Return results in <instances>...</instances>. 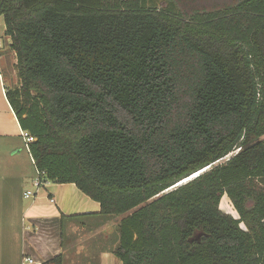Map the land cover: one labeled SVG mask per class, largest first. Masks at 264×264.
<instances>
[{"label":"trees","instance_id":"1","mask_svg":"<svg viewBox=\"0 0 264 264\" xmlns=\"http://www.w3.org/2000/svg\"><path fill=\"white\" fill-rule=\"evenodd\" d=\"M0 17L36 170L123 216L122 264H264V0H0Z\"/></svg>","mask_w":264,"mask_h":264},{"label":"crops","instance_id":"2","mask_svg":"<svg viewBox=\"0 0 264 264\" xmlns=\"http://www.w3.org/2000/svg\"><path fill=\"white\" fill-rule=\"evenodd\" d=\"M5 30L4 24L0 35V264H43L58 255L64 256V264H77L79 260L86 264H122L114 250L123 216H100V204L76 185L48 182L25 202L29 200L24 197L25 185L30 176L34 182L38 171L6 98L10 87L5 82L10 83L11 68L16 77L17 58ZM84 214L89 215L84 225L68 218ZM64 237L72 240L69 251L64 247Z\"/></svg>","mask_w":264,"mask_h":264},{"label":"rangeland","instance_id":"3","mask_svg":"<svg viewBox=\"0 0 264 264\" xmlns=\"http://www.w3.org/2000/svg\"><path fill=\"white\" fill-rule=\"evenodd\" d=\"M3 28H4V19H3V17H0V35L3 34V33H2ZM15 68H16V66H15ZM13 70L15 71V69H12V68H11V70H10V75H9V78H8V80L10 81V83H9V82H5V84H6L7 86H9L10 88H11V87H12V88H15V87H17L18 84H19V83H18L17 75H16V77L14 78ZM15 73H16V72H15ZM5 81H6V80H5ZM7 83H8V84H7ZM232 155H233V154L229 155L227 158H225L224 160L220 161L218 164H222V163L226 162V161H227ZM33 170H34V169H33ZM33 172H34V176H35V171H33ZM32 174H33V173H32ZM32 177H33V176H30V180H31ZM35 177L37 178L38 175L35 176ZM36 178H34L33 181H35ZM30 180H29V181L27 182V184L25 185L24 191H25V192H26V191H30V192H33V193H34V192L37 191V188L34 187V182L31 183ZM185 182L187 183V181H185ZM188 182H189V181H188ZM183 183H184V182H183ZM184 184H185V183H184ZM39 190H40V192H41V190H43V188H41V189H39ZM33 197H35V196H33ZM33 197H31V198L33 199ZM30 200H31V199L26 200L25 202H30ZM220 207H221V209H222L224 212L233 215L235 218H239L237 212L235 211V209H234V207H233V204H232L231 200H230L227 196H225V197L222 199ZM75 224H76V223H75ZM66 225H67V223H66ZM242 227L245 228L244 225H242ZM117 232H118V230H117ZM63 244H64V247H65L66 251H69V250H70V247H71V245H72V240H70V239L67 238V237H64ZM119 260H120V259H119ZM121 263H122V262H121ZM77 264H86V263H85V261H83V260H79Z\"/></svg>","mask_w":264,"mask_h":264},{"label":"built area","instance_id":"4","mask_svg":"<svg viewBox=\"0 0 264 264\" xmlns=\"http://www.w3.org/2000/svg\"><path fill=\"white\" fill-rule=\"evenodd\" d=\"M0 78H2V73L0 71ZM22 137L24 138L25 142L27 145H29L30 143H33L35 142V138L33 136H31L28 132L26 131H23L22 132ZM44 174V173H42ZM39 172H38V177L36 178V180L34 181V187L37 188V190L43 188L48 182L43 178L41 177V175ZM35 194L33 192H30V191H27L25 194H24V197L25 199H29L31 197H33ZM53 202V200H52ZM25 261L29 262V263H33V260L31 259H26Z\"/></svg>","mask_w":264,"mask_h":264},{"label":"water","instance_id":"5","mask_svg":"<svg viewBox=\"0 0 264 264\" xmlns=\"http://www.w3.org/2000/svg\"><path fill=\"white\" fill-rule=\"evenodd\" d=\"M216 165H217V164H216ZM210 169H211V168L209 167V168L203 170L201 173H205L206 171H208V170H210ZM198 176H199V174H196V175H194V176H192V177H190V178H188V179H186V180H187V182H188V181H191L192 179H194V178H196V177H198ZM186 180H184V181H186ZM181 183H183V182H181ZM181 183H180V185H182ZM184 183H186V182H184ZM184 183H183V184H184Z\"/></svg>","mask_w":264,"mask_h":264},{"label":"bare ground","instance_id":"6","mask_svg":"<svg viewBox=\"0 0 264 264\" xmlns=\"http://www.w3.org/2000/svg\"><path fill=\"white\" fill-rule=\"evenodd\" d=\"M202 172V171H201ZM200 174H202V173H200ZM187 181V180H186ZM183 182H185V181H183Z\"/></svg>","mask_w":264,"mask_h":264}]
</instances>
